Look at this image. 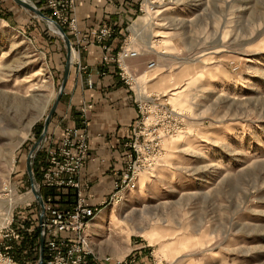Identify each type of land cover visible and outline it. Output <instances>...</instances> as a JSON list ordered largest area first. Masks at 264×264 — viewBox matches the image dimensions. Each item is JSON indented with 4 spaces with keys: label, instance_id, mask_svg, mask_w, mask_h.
<instances>
[{
    "label": "rangeland",
    "instance_id": "374dc122",
    "mask_svg": "<svg viewBox=\"0 0 264 264\" xmlns=\"http://www.w3.org/2000/svg\"><path fill=\"white\" fill-rule=\"evenodd\" d=\"M28 1L71 39L44 0ZM135 1L117 49L111 42L117 32L106 22L115 31L109 44L114 53L126 41L141 52L129 60L137 84L123 83L135 94L136 110L139 101L164 104L179 114L172 123L179 127L163 140L152 167L139 172L138 187L122 202L101 206L93 221L106 228L94 246L101 255L112 247L114 257L134 256L142 264H264V0ZM52 30L14 0H0V223L13 218L21 230L19 243L6 242L21 264H38L41 241L34 238L39 208L34 194L28 198L27 158L67 61L65 43ZM78 58L72 54L56 113L69 101ZM42 146L33 164L39 179ZM14 197L23 200L9 215L1 205Z\"/></svg>",
    "mask_w": 264,
    "mask_h": 264
},
{
    "label": "built area",
    "instance_id": "2783aa9c",
    "mask_svg": "<svg viewBox=\"0 0 264 264\" xmlns=\"http://www.w3.org/2000/svg\"><path fill=\"white\" fill-rule=\"evenodd\" d=\"M44 3L51 14L69 30L75 55L86 48L92 39L102 50L100 61L103 68L114 65L126 86L137 84V78L129 69L128 62L140 56L141 52L126 41L114 53L109 41L115 31L109 24H101L87 36L79 25L76 0H44ZM78 59L75 63L82 81L92 89L94 73ZM155 65V61H150L147 67L152 69ZM96 74L101 73L97 70ZM102 74L105 72L102 71ZM93 107L92 103L84 104L81 107V125L65 126L60 135L57 132L51 133L42 146L38 187L43 207L38 204L37 226L40 237L44 236V264H142L134 256L121 258L99 254L88 235V229L101 206L122 202L129 191L138 187L136 177L144 168L152 167L161 155L163 140L179 127L172 126L179 114L152 100L137 102L140 115L133 126L132 138L126 144L125 168L118 173L108 198L96 203L91 186L80 180L89 154L87 115ZM160 108H166L163 114L159 112ZM165 118L170 120L168 125L164 122ZM42 209L45 216L40 220ZM24 230L30 231L27 228ZM13 239L20 242L23 236L19 228L13 227L12 218L9 222L0 223V264H21L11 254L12 245L8 243ZM7 240L11 241L6 243Z\"/></svg>",
    "mask_w": 264,
    "mask_h": 264
},
{
    "label": "crops",
    "instance_id": "0c3cea01",
    "mask_svg": "<svg viewBox=\"0 0 264 264\" xmlns=\"http://www.w3.org/2000/svg\"><path fill=\"white\" fill-rule=\"evenodd\" d=\"M76 3L80 28L89 32L108 22L117 32L111 40L113 49H117L122 42L131 15L137 10L136 1L76 0ZM101 53V48L92 39L86 48L78 52L81 63L87 65L89 71L94 73V87L90 89L83 83L77 67L72 69L74 73L68 83L69 90L67 89V94L70 95L69 101L59 110L54 120L56 124L52 125L50 130V134L57 132L60 135L65 126L81 125V107L87 103L93 104V109L87 115L89 154L80 174V180L91 186L96 203L108 198L118 172L124 169L126 144L132 138L133 124L139 117L134 101L135 94L120 80L116 67L110 65L99 70L97 65L101 66ZM130 61L129 66L133 68ZM96 69L104 71L105 74H96ZM55 126L57 130L53 129ZM100 230L99 223L92 221L88 235L92 242L96 243L97 248L100 244L98 238ZM107 251L112 256H118L115 248L110 247ZM99 252L105 254L100 248Z\"/></svg>",
    "mask_w": 264,
    "mask_h": 264
},
{
    "label": "water",
    "instance_id": "95a60500",
    "mask_svg": "<svg viewBox=\"0 0 264 264\" xmlns=\"http://www.w3.org/2000/svg\"><path fill=\"white\" fill-rule=\"evenodd\" d=\"M14 1L21 7L25 8L26 10L33 12L36 17L45 21L48 26H49V23H52L55 28V33L58 34L62 38V40L65 43L66 49H67V61H66L65 69H64V78H63L60 90L58 94L56 95V98L54 100V103L48 115L45 118L44 129L42 131V134L39 140L34 144V147L30 150L28 158H27V172H28V176L30 179V183H31V190L38 204L41 207H43V199H42L41 191L38 187V181L33 171L34 158L36 156V153L41 148L43 142L45 141L47 137L50 123L54 117V114L56 113L59 107L60 101L66 89L67 81L69 79L71 66H72V42H71V39L69 38V35L65 32L64 28L57 21H55L54 19L46 15L45 12H43L35 4L31 3L28 0H14ZM49 28L51 29L50 26ZM44 216H45V213H44V210L42 209L40 220H42ZM43 261H44V236L42 235L41 241H40V257H39L38 264H43Z\"/></svg>",
    "mask_w": 264,
    "mask_h": 264
},
{
    "label": "bare ground",
    "instance_id": "6f19581e",
    "mask_svg": "<svg viewBox=\"0 0 264 264\" xmlns=\"http://www.w3.org/2000/svg\"><path fill=\"white\" fill-rule=\"evenodd\" d=\"M49 26L51 27V29H53L52 31L53 32H55V28H54V26H53V24L52 23H49ZM150 41V40H149ZM149 44V43H148ZM72 54H73V60H74V56H75V53L74 52H72ZM247 61H250V62H252V59L251 58H247ZM199 101H200V96H196L195 98H194V100H193V105H192V108L194 109V108H197V106H198V104H199ZM173 111H175V110H173ZM6 190V189H5ZM33 195V192L31 191V192H29V194H28V198H30L31 196ZM27 196V195H26ZM34 196V195H33ZM21 199L23 200V198H20V197H14L12 200H9V201H5L4 202V204H2L1 205V207L2 208H4L5 209V211L9 214V215H11L12 214V210H13V208H14V206L19 202V201H21ZM113 221H114V223H118L117 221H118V219L116 218V216H113ZM99 226H100V228H101V230H104L105 228H106V226L104 225V224H102V223H100L99 224ZM156 241V240H155ZM153 242V241H152Z\"/></svg>",
    "mask_w": 264,
    "mask_h": 264
},
{
    "label": "trees",
    "instance_id": "16d2710c",
    "mask_svg": "<svg viewBox=\"0 0 264 264\" xmlns=\"http://www.w3.org/2000/svg\"><path fill=\"white\" fill-rule=\"evenodd\" d=\"M39 4H41V3L39 2ZM57 114H58V112L55 114L54 117H56ZM35 176H36V178L39 180V175H38V173L36 172V170H35ZM38 236L40 237V232H39V235H38V233H36L35 236H34V238H35V239H38V238H39Z\"/></svg>",
    "mask_w": 264,
    "mask_h": 264
}]
</instances>
